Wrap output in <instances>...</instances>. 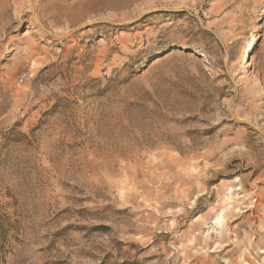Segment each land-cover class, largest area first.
Masks as SVG:
<instances>
[{"label": "rangeland", "instance_id": "obj_1", "mask_svg": "<svg viewBox=\"0 0 264 264\" xmlns=\"http://www.w3.org/2000/svg\"><path fill=\"white\" fill-rule=\"evenodd\" d=\"M32 3L64 36L0 0V264H264V0Z\"/></svg>", "mask_w": 264, "mask_h": 264}, {"label": "water", "instance_id": "obj_2", "mask_svg": "<svg viewBox=\"0 0 264 264\" xmlns=\"http://www.w3.org/2000/svg\"><path fill=\"white\" fill-rule=\"evenodd\" d=\"M30 6H31V9L32 11L34 12V16L35 18L37 19V21L39 22L40 26L46 31L48 32L49 34L53 35V36H57V37H63L64 35H56L50 31H48L45 26L42 24V22L40 21V19L38 18L36 12H35V9H34V5L32 3V0H30ZM192 16L195 17L194 14H192L191 12H189ZM198 20L201 22L202 26L208 30L209 32L213 33L212 29H208L205 27V25L202 23L201 19L198 18ZM225 69L226 71H228V66H227V63H225ZM235 87H236V90H237V94H238V87L237 85L234 83ZM229 114L230 116L239 124H244L246 126H249L250 128L254 129L255 131H257L259 134H261L262 136H264V132L262 130H260L257 126H255L254 124L250 123V122H247V121H244V120H240L236 117V115L234 114V112L232 111V106H230V109H229Z\"/></svg>", "mask_w": 264, "mask_h": 264}, {"label": "bare ground", "instance_id": "obj_3", "mask_svg": "<svg viewBox=\"0 0 264 264\" xmlns=\"http://www.w3.org/2000/svg\"><path fill=\"white\" fill-rule=\"evenodd\" d=\"M254 46H255V42L253 44L250 45L247 53H246V56H245V62L247 63L249 61V53L253 51L254 49ZM260 167V166H259ZM254 209V208H253Z\"/></svg>", "mask_w": 264, "mask_h": 264}]
</instances>
